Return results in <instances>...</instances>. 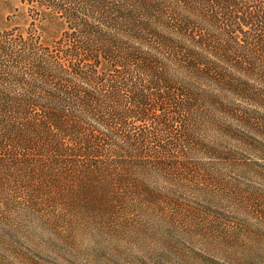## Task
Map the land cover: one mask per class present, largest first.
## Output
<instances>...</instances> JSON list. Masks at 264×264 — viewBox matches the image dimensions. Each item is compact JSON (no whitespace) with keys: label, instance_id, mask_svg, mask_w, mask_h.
<instances>
[{"label":"trees","instance_id":"obj_1","mask_svg":"<svg viewBox=\"0 0 264 264\" xmlns=\"http://www.w3.org/2000/svg\"><path fill=\"white\" fill-rule=\"evenodd\" d=\"M237 150L264 151V0H0L4 223L206 230L187 195Z\"/></svg>","mask_w":264,"mask_h":264},{"label":"rangeland","instance_id":"obj_2","mask_svg":"<svg viewBox=\"0 0 264 264\" xmlns=\"http://www.w3.org/2000/svg\"><path fill=\"white\" fill-rule=\"evenodd\" d=\"M258 152L237 150L241 163L216 166L219 187L210 182L205 195L189 192L188 204L205 208L207 216L199 213L210 223L206 230L197 213L194 227L191 214L187 224L179 214L163 220L153 213L111 228L17 216L0 220V264H264V151Z\"/></svg>","mask_w":264,"mask_h":264}]
</instances>
